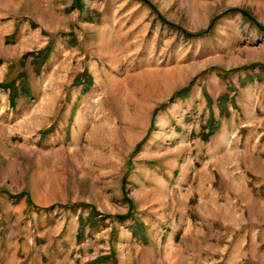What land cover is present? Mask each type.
<instances>
[{
  "label": "rangeland",
  "instance_id": "1",
  "mask_svg": "<svg viewBox=\"0 0 264 264\" xmlns=\"http://www.w3.org/2000/svg\"><path fill=\"white\" fill-rule=\"evenodd\" d=\"M0 264H264V0H0Z\"/></svg>",
  "mask_w": 264,
  "mask_h": 264
},
{
  "label": "trees",
  "instance_id": "2",
  "mask_svg": "<svg viewBox=\"0 0 264 264\" xmlns=\"http://www.w3.org/2000/svg\"><path fill=\"white\" fill-rule=\"evenodd\" d=\"M14 97H15V95H14Z\"/></svg>",
  "mask_w": 264,
  "mask_h": 264
}]
</instances>
